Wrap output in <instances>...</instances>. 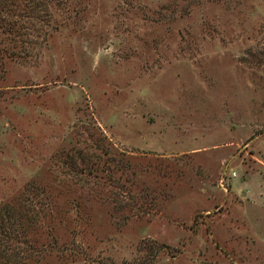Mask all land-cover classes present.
<instances>
[{
    "label": "rangeland",
    "instance_id": "rangeland-1",
    "mask_svg": "<svg viewBox=\"0 0 264 264\" xmlns=\"http://www.w3.org/2000/svg\"><path fill=\"white\" fill-rule=\"evenodd\" d=\"M192 1L54 0L0 59V208L40 213L3 252L264 264V0Z\"/></svg>",
    "mask_w": 264,
    "mask_h": 264
},
{
    "label": "trees",
    "instance_id": "trees-1",
    "mask_svg": "<svg viewBox=\"0 0 264 264\" xmlns=\"http://www.w3.org/2000/svg\"><path fill=\"white\" fill-rule=\"evenodd\" d=\"M54 0H0V59H25L34 47H42L40 38L47 36V31L52 28V16L50 7ZM187 0L188 5L193 4ZM44 41V40H42ZM121 180V179H119ZM28 193L30 190H27ZM27 191L23 192L21 198L15 204L0 208V264H36L39 262L34 250L29 248L21 250L15 255H8L3 252L5 244L3 240L24 238L23 243H28L27 238L31 237V227L38 221L40 213L37 210L26 211L20 205L23 198H27ZM46 200L51 198L39 191ZM145 197L138 196V201L143 203ZM137 214H142L139 210ZM20 234V236H19ZM17 236V237H16ZM143 258L138 263L133 261L129 264H153V260L160 250L159 246L152 244L144 246ZM151 258V261L148 262Z\"/></svg>",
    "mask_w": 264,
    "mask_h": 264
}]
</instances>
